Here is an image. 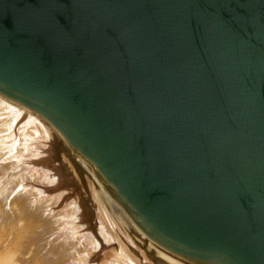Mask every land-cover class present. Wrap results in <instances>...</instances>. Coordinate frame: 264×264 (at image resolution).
Returning <instances> with one entry per match:
<instances>
[{
	"label": "water",
	"instance_id": "water-1",
	"mask_svg": "<svg viewBox=\"0 0 264 264\" xmlns=\"http://www.w3.org/2000/svg\"><path fill=\"white\" fill-rule=\"evenodd\" d=\"M0 94L131 264H264V0H0Z\"/></svg>",
	"mask_w": 264,
	"mask_h": 264
},
{
	"label": "rangeland",
	"instance_id": "rangeland-1",
	"mask_svg": "<svg viewBox=\"0 0 264 264\" xmlns=\"http://www.w3.org/2000/svg\"><path fill=\"white\" fill-rule=\"evenodd\" d=\"M7 100L5 99L4 96H0V125L2 123V121H6V120H11L12 118L16 119L14 121L15 124L17 125H14L13 127V135L18 138L19 136L16 133L17 132H20V130L23 129V125L24 127L26 128V125H25V122L26 119L29 117L30 118H35L36 122H42V124H44L45 126V131L47 132L49 138H50V144H49V147H50V151L51 153L49 154V159L52 164V167L49 165H45L43 163L44 160H42L41 158L39 157H34V158H31V162H33L31 164V170H35L33 172V176L36 175L37 171L39 170V172L37 173V175H39V173H42L43 170L45 171V169L47 171H45L46 173V177H48L47 179L45 180H38L35 181L33 180L34 177H25L26 175H24V177H20L18 178L17 182H15V187H13L12 191H10L7 195L6 198V202L3 201V202H0V203H6L5 205L3 204H0L1 207L0 209L3 210V208L5 209L4 212L1 213L0 211V264H42L44 262V260H42V255L41 252V245L39 243H36L35 244H38V246H36L31 240L34 241V237H38L39 235H41V228H39V226L35 225V221L34 219H32L30 216V213L32 212L31 211H28V207H29V202L28 200H30V202L34 201H38V205H42L44 206V204L47 202V200L49 201V206H47L45 204V209H44V213L46 215H49L50 212L52 214H50L49 216L52 217V218H56L57 219V215L58 213L57 212H63L65 211L66 208H71L75 203V204L78 208H79V213H80V219L78 221V227H77V223L74 221V223L76 224H72L73 221L70 220V217H66V221L68 223H66V226H65V230H62L61 232L63 233L64 237H67L68 239L72 240L74 243H77V246L79 245L80 247V250L83 249V253L80 252V256L78 255L77 257H74V262L76 261L77 264H131V262L126 258V256L123 254V252L120 250V248L118 247L116 241L114 240L112 234L110 233L109 229L107 228V226L104 224V222L102 221V219L100 218V216L98 215L97 211L95 210L94 206L92 205V203L89 201V199L81 194L76 185L74 184V182L71 180L70 176H69V173H68V169H67V164L60 152V149H58L59 147L56 146V143L57 145H60L58 139L56 140V137L55 135L52 133V131L49 129L48 125L46 124V122L39 116L37 115L36 113H33V112H29V116L26 115V112L22 111L23 109H20L24 106L20 105V103L17 102V105L10 107L6 104ZM4 104V105H3ZM3 105V106H2ZM11 105V104H10ZM7 106V107H6ZM5 107V109H4ZM18 109V110H17ZM5 110V111H4ZM20 110V111H19ZM27 110V109H26ZM19 111V112H18ZM2 113V114H1ZM28 113V112H27ZM33 114V115H32ZM10 116V117H9ZM36 116V117H35ZM38 117V119H37ZM3 118V119H2ZM10 118V119H9ZM20 118V119H19ZM24 118V119H23ZM2 120V121H1ZM42 120V121H41ZM23 121V122H22ZM45 122V123H44ZM23 123V124H22ZM19 126V128H18ZM22 126V127H21ZM6 127H0V136L2 135L4 137L5 134H7V131L5 130ZM11 129V128H10ZM3 130V131H2ZM5 130V132H4ZM37 132H43V130L41 128L38 127V129H36ZM23 133H25L26 135H29L32 133L31 131H29L28 129H24L22 131ZM17 135V136H16ZM2 139V137H1ZM6 140V139H5ZM3 141V142H6V141ZM63 149V147H61ZM64 153L67 155L68 158H70V155H68V153L65 151V149H63ZM5 153V152H4ZM12 154V152H11ZM10 154L9 152L3 154V157L1 158L2 161H4L3 159H5L4 162H0V170L2 168H8L7 167V164L6 163H9L10 160H7L9 159L10 157ZM52 157V158H51ZM8 162H7V161ZM11 161H12V158H11ZM3 163V164H2ZM6 165H5V164ZM35 167V168H34ZM41 168V169H40ZM38 169V170H37ZM55 169V171L53 170ZM4 170V169H3ZM3 170L1 172H3ZM53 172H52V171ZM50 171V172H48ZM1 172H0V175H1ZM55 172V173H54ZM47 173H50V175ZM53 173V175H51ZM57 173V174H56ZM60 173V174H59ZM29 175V174H27ZM55 175V176H54ZM59 178H58V176ZM52 176V177H51ZM54 176V178H53ZM1 177V176H0ZM29 177V178H28ZM36 177V176H35ZM25 178H28L29 180H24ZM51 178V179H50ZM53 178V179H52ZM32 179V181H31ZM63 179V180H62ZM23 180V181H22ZM55 180V181H54ZM59 180H62L59 182ZM46 181V182H43ZM23 182V183H21ZM39 182V183H38ZM42 182V183H41ZM53 182V183H52ZM58 182L59 184L56 185V183ZM71 182V183H70ZM18 183H21L18 185ZM41 183V184H40ZM51 183V184H50ZM67 183V185H66ZM44 184V185H42ZM54 185V186H53ZM65 185V186H64ZM69 185V186H68ZM58 188H57V187ZM24 189H23V188ZM61 187V188H59ZM63 187V188H62ZM31 188V189H30ZM57 189L56 190H52L51 189ZM34 189H37V193L40 192V193H36V191ZM20 190V191H19ZM16 191L18 192L17 195L16 194ZM23 191V192H22ZM24 191H26L27 193H31L30 194V197L31 198H28V199H23V198H19L20 196L21 197H24V195L26 194ZM55 191V192H54ZM13 193L12 195L10 193ZM44 192V193H43ZM63 193L61 195V193ZM22 193V195H21ZM25 193V194H23ZM60 195H59V194ZM17 196H16V195ZM65 194V195H64ZM34 195V196H33ZM36 195V197H35ZM38 195V196H37ZM57 195V196H56ZM58 195L60 196L58 198ZM18 197L17 199H14L16 197ZM52 196H53V199H52ZM56 196V197H55ZM9 197V198H8ZM8 198V199H7ZM12 198V199H11ZM37 198V200H36ZM40 198L42 201H40ZM51 198V200L54 202L55 200H58V201H55V203L53 204V202H51V200L49 199ZM56 198V199H55ZM58 198V199H57ZM21 203H20V201ZM39 199V200H38ZM5 200V199H4ZM8 200V201H7ZM15 200V202L12 203V201ZM18 200V201H16ZM11 201V202H9ZM34 201V202H35ZM46 201V202H45ZM29 204H28V203ZM41 202H45V203H41ZM58 202V203H57ZM61 202V203H60ZM48 203V202H47ZM74 203V204H73ZM8 204V205H7ZM53 204V205H52ZM17 205V206H16ZM18 205H20L18 207ZM27 205V206H25ZM72 205V206H71ZM4 206V207H2ZM23 206H25L23 208ZM52 206H55L54 208ZM69 206V207H68ZM21 207V208H20ZM47 207V208H46ZM18 208V209H17ZM32 208V207H31ZM49 208L53 209L54 211H51L48 210ZM10 209V210H9ZM21 210L22 211H18V210ZM7 210V211H6ZM49 212H48V211ZM67 210V209H66ZM8 211H10L8 213ZM24 211V213H23ZM27 215H26V213ZM14 212V213H13ZM24 214L22 216V214ZM57 215H54L56 214ZM11 214V215H10ZM19 214V216H18ZM4 215V216H2ZM21 215V216H20ZM28 217L26 218L25 217ZM29 215V216H28ZM3 218H2V217ZM10 216V217H9ZM14 216V217H13ZM5 217V218H4ZM18 219H17V218ZM25 217V218H24ZM11 218V219H10ZM14 220H13V219ZM24 219V221L22 219ZM16 219V220H15ZM28 219V220H27ZM2 220V221H1ZM3 220L5 223H3ZM6 220V221H5ZM9 220V221H7ZM20 220V221H19ZM22 220V221H21ZM68 220V221H67ZM87 220V221H86ZM2 222V224H1ZM8 222V223H7ZM10 222V223H9ZM15 222V223H14ZM24 222V223H23ZM27 222V224H26ZM29 222V223H28ZM71 223L70 227H69V224ZM102 224V225H101ZM16 227H14V226ZM26 225V226H25ZM76 225V226H75ZM99 225V226H98ZM19 226H22L20 228H18ZM24 226V227H23ZM73 226V227H72ZM75 226V227H74ZM10 227V228H9ZM25 227L27 229H25ZM60 229H63V227L60 225L59 226ZM100 227V228H99ZM29 228V229H28ZM20 229V230H19ZM22 229V230H21ZM40 229V230H39ZM59 229V228H58ZM79 229V230H78ZM102 229V230H101ZM25 231H28V232H24V234H22L23 232ZM101 231V232H100ZM102 231H104V233H102ZM65 232V233H64ZM21 233V235H20ZM29 233V234H28ZM39 233V234H38ZM92 233V234H91ZM101 235H100V234ZM13 234V235H12ZM44 234V233H43ZM90 234V236L88 235ZM28 235H31L32 236V239H28ZM35 235V236H34ZM37 235V236H36ZM93 239H92V237ZM103 235V236H102ZM11 236V237H10ZM17 238H15V237ZM20 236V237H19ZM27 237V239H26ZM30 238V237H29ZM73 238V239H72ZM87 238V239H86ZM100 241H99V239ZM105 238V239H104ZM107 238V239H106ZM17 240V241H14V240ZM19 239V240H18ZM44 239V238H43ZM90 239V240H89ZM95 239V240H94ZM104 239V240H103ZM85 240H86V244H85ZM93 240V241H92ZM31 241V242H30ZM57 241V239H56ZM92 241V242H91ZM10 242V243H9ZM25 242V243H24ZM95 242H98L99 244H95ZM104 242V243H103ZM30 243V245H29ZM103 243V244H101ZM8 244V246H7ZM22 245V246H21ZM94 245V248H91L93 247ZM100 245V246H99ZM13 248L11 249L10 248ZM27 246V247H25ZM89 246V247H87ZM117 246V247H116ZM36 247V248H35ZM39 247V248H38ZM87 247V248H86ZM98 247V248H96ZM15 249V250H14ZM27 249V250H26ZM36 250L35 252L33 250ZM98 249V250H97ZM97 250V251H96ZM13 251V252H12ZM21 251V252H20ZM32 251V252H31ZM82 251V250H81ZM12 252V253H11ZM15 253V254H14ZM37 256H35V255ZM41 254V255H40ZM118 254V255H117ZM30 255L32 256V258L30 257ZM15 256V257H14ZM29 256V257H28ZM19 257V258H18ZM26 258V259H25ZM28 258V259H27ZM78 258V259H77ZM25 260V261H23ZM101 260V261H100ZM35 263H34V262ZM25 262V263H24ZM33 262V263H32ZM75 262V263H76ZM52 264V263H51Z\"/></svg>",
	"mask_w": 264,
	"mask_h": 264
},
{
	"label": "bare ground",
	"instance_id": "bare-ground-1",
	"mask_svg": "<svg viewBox=\"0 0 264 264\" xmlns=\"http://www.w3.org/2000/svg\"><path fill=\"white\" fill-rule=\"evenodd\" d=\"M0 96H3L2 94H0ZM5 97V96H4ZM5 99L7 100V102H6V104L8 105V106H10V107H12V105L13 106H15V105H17V102H15L14 100H12V99H10V98H7V97H5ZM11 104V105H10ZM4 105V104H3ZM2 105V106H3ZM20 105H22V104H20ZM23 106V105H22ZM7 107V106H6ZM2 109V108H1ZM0 109V110H1ZM4 109H5V107H4ZM20 109H23L22 111H24V112H26V115H28L29 116V112H33V111H31V110H29L27 107H22V108H20ZM27 109V110H26ZM6 110V109H5ZM4 110V111H5ZM18 110V109H17ZM20 111V110H19ZM18 111V112H19ZM28 112V113H27ZM33 113H35V112H33ZM2 114V113H1ZM33 115V114H32ZM38 115V114H37ZM10 117V116H9ZM36 117V116H35ZM3 119V118H2ZM10 119V118H9ZM20 119V118H19ZM24 119V118H23ZM37 119H38V117H37ZM16 119H14V118H12L11 120H6V121H2V123H1V125H0V127H6V131H7V134H5L4 135V137L1 135L0 136V162L2 161V157H3V154H5V153H7V152H9V154H10V158L9 159H7V160H10V162L9 163H6L7 164V167L8 168H2L1 170H0V172L3 170V172H1V177H0V202H3V201H5L6 202V198L5 197H7V195H8V193L10 192V191H12V189H13V187H15L16 188V186H15V182H17L18 180V178H20V177H24V175H26L25 177H27V176H31V177H34L33 178V180H35V181H37V179L39 180H45V179H47L48 177H46V173H45V171H47L46 169H45V171L43 170V172L42 173H39V175H37V173L39 172V170L37 171V173H36V175H34L33 176V172L36 170H31V164L33 163V162H31L30 160H31V158H34V157H39V158H41L42 160H44L43 161V163L46 165H50V164H52L51 162H49L50 161V157H49V154L51 153V151H50V147H49V142H50V138H49V136H48V134H47V132L45 131V126H44V124H42V122H40V120H39V122H36V123H34L35 121H36V119L35 118H30L29 119V117L26 119V121H24L25 122V125H26V128L24 127V125H23V129L22 130H20V132H17L16 131V133L15 134H17L19 137L18 138H16L14 135H13V127H14V125H17V124H15L14 123V121H15ZM35 120V121H34ZM23 122V121H22ZM45 123V122H44ZM23 124V123H22ZM22 127V126H21ZM38 127L39 128H41L42 130H43V132H37L36 131V129H38ZM11 128V129H10ZM18 128H19V126H18ZM24 129H28L29 131H31L32 133L30 134V136L29 135H26L25 133H23L22 131L24 130ZM50 129V128H49ZM5 130H4V132H5ZM3 131V130H2ZM16 135V136H17ZM1 137H2V139H1ZM6 139V140H5ZM6 141V142H3V141ZM56 140H57V138H56ZM60 143V142H59ZM56 146L58 147V145H57V143H56ZM60 148L61 147H63L62 146V144L60 143ZM59 149V148H58ZM62 149V148H61ZM63 149H65L64 147H63ZM62 149V150H63ZM65 151L67 152V150L65 149ZM5 152V153H4ZM11 152H12V154H11ZM68 153V152H67ZM68 155H69V153H68ZM11 158H12V161H11ZM52 158V157H51ZM35 159V158H34ZM4 161H5V159H3ZM6 160V161H7ZM4 161H2V162H4ZM8 162V161H7ZM3 164V163H2ZM5 164V163H4ZM5 164V165H6ZM1 165V164H0ZM51 167H52V165H50ZM35 168V167H34ZM41 169V168H40ZM54 171H55V169H53ZM52 171V170H51ZM48 172H50V171H48ZM53 172V171H52ZM35 173V172H34ZM51 173V172H50ZM50 173H47V175L49 174L50 175ZM55 173V172H54ZM27 174H29V175H27ZM57 174V173H56ZM60 174V173H59ZM51 175H53V173L51 174ZM36 176V177H35ZM55 176V175H54ZM54 176H53V178H54ZM58 176V175H57ZM28 177V178H29ZM52 177V176H51ZM28 178H25L24 180H29ZM52 178V179H53ZM58 178H59V176H58ZM49 179V178H48ZM51 179V178H50ZM55 179V178H54ZM26 180V181H27ZM63 180V179H62ZM62 180H59V182L60 181H62ZM23 181V180H22ZM31 181H32V179H31ZM55 181V180H54ZM43 182V181H42ZM41 182V183H42ZM44 182H46V181H44ZM43 182V183H44ZM21 183H23V182H21ZM21 183H18V185L19 184H21ZM39 183V182H38ZM40 183V184H41ZM53 183V182H52ZM56 183V182H55ZM71 183V182H70ZM51 184V183H50ZM59 183L57 182L56 183V185H58ZM17 185V184H16ZM42 185H44V184H42ZM66 185H67V183H66ZM54 186V185H53ZM65 186V185H64ZM69 186V185H68ZM57 187V186H56ZM23 188V187H22ZM58 188V187H57ZM59 188H61V187H59ZM63 188V187H62ZM17 189V188H16ZM24 189V188H23ZM31 189V188H30ZM14 190V189H13ZM35 191H36V193H37V189H34ZM52 190H56L57 191V189H55V188H53V189H51V191ZM20 191V190H19ZM23 192V191H22ZM25 193H23V194H25L24 195V197H19L20 199L21 198H23L24 200L25 199H28V198H31L30 197V194L31 193H27L26 191H24ZM41 192V191H40ZM40 192H38V193H40ZM55 192V191H54ZM14 193V192H13ZM12 192L10 193L11 195L13 194ZM18 192L16 191V194H17ZM37 193V194H38ZM44 193V192H43ZM59 193H61V192H59ZM58 193V194H59ZM15 194V195H16ZM63 193H61V195H62ZM17 195H19V194H17ZM16 195V196H17ZM21 195H22V193H21ZM32 195V194H31ZM60 195V194H59ZM58 195V198L60 197ZM65 195V194H64ZM13 196V195H12ZM15 196V197H16ZM34 196V195H33ZM38 196V195H37ZM57 196V195H56ZM55 196V197H56ZM35 197H36V195H35ZM9 198V197H8ZM7 198V199H8ZM18 197H16V198H14V199H17ZM57 198V199H58ZM5 199V200H4ZM12 199V198H11ZM50 200H51V198H49ZM52 199H53V196H52ZM56 199V198H55ZM19 200V199H18ZM18 200H16V201H18ZM36 200H37V198H36ZM39 200V199H38ZM8 201V200H7ZM12 201V200H11ZM11 201H9V202H11ZM20 201V200H19ZM22 201V200H21ZM21 201H20V203H21ZM26 201V200H25ZM34 201H35V199H34ZM32 201V202H30V200H28V202L30 203H28L29 204V207H28V210H27V212L28 211H31L32 210V212L30 213V217L32 218V219H34V221H35V225H37V226H39V228H41V235H39L38 237H34V241L33 240H31L34 244H35V242L36 243H39L40 245H41V251H39V252H41V254L42 255H44V256H42V260H44V262L42 263V264H77V262L75 263L74 262V257H77L79 254H80V252L81 253H83V249H81L80 250V247H79V245L77 246V243H74L72 240H70V239H68L67 237H64V235H63V233L61 232L62 230H65V226H66V223L67 222H65L66 221V217H70V220L71 221H75L76 223H77V227H78V221H79V219H80V213H79V208L74 204L71 208H66L65 209V211H63V212H57L58 213V215H57V213L56 214H54V215H57V219L55 218H52V217H50L49 215L50 214H52L51 212H50V214L49 215H46L45 213H44V209H45V204L47 205V206H49L50 204H49V201L47 200V202L45 203V202H41L42 204L43 203H45L44 204V206H42V205H38V201ZM40 201H42L41 200V198H40ZM55 201H58V200H55ZM55 201L53 202L52 200H51V202H53V204L55 203ZM13 202H15V200L14 201H12V203ZM59 202V201H58ZM57 202V203H58ZM61 203V202H60ZM0 204H6V203H0ZM52 204V205H53ZM8 205V204H7ZM17 206V205H16ZM20 205H18V207H19ZM25 206H27V205H25ZM25 206H23V208L25 207ZM0 207H1V205H0ZM2 207H4V206H2ZM32 207V208H31ZM53 208L55 207V206H52ZM69 207V206H68ZM21 208V207H20ZM47 208V207H46ZM18 209V208H17ZM29 209H31V210H29ZM51 208H49L48 210H50ZM4 208H3V210H1L0 209V211H1V213L2 212H4ZM10 210V209H9ZM47 210V211H48ZM7 211V210H6ZM18 211H22V209L20 210H18ZM51 211H54L53 209H51ZM10 211H8V213H9ZM49 212V211H48ZM4 213H6V212H4ZM14 213V212H13ZM23 213H24V211H23ZM25 213H26V211H25ZM29 213V212H28ZM7 214V213H6ZM22 214V213H21ZM11 215V214H10ZM24 214H22V216H23ZM26 215H27V213H26ZM26 215H25V217H26ZM2 216H4V215H2ZM1 216V217H2ZM18 216H19V214H18ZM21 216V215H20ZM29 216V215H28ZM10 217V216H9ZM14 217V216H13ZM24 217V218H25ZM3 218V217H2ZM5 218V217H4ZM17 218V217H16ZM26 218H28V217H26ZM1 219V218H0ZM11 219V218H10ZM13 219V218H12ZM18 219V218H17ZM22 219V218H21ZM14 220V219H13ZM16 220V219H15ZM23 221H24V219H22ZM21 220V221H22ZM28 220V219H27ZM2 221V220H1ZM6 221V220H5ZM7 221H9V220H7ZM20 221V220H19ZM68 221V220H67ZM74 221H73V223L72 224H76V223H74ZM87 221V220H86ZM3 223H5L4 222V220H3ZM8 223V222H7ZM10 223V222H9ZM15 223V222H14ZM24 223V222H23ZM29 223V222H28ZM1 224H2V222H1ZM26 224H27V222H26ZM62 226L63 227V229H60V227L59 226ZM67 225H68V223H67ZM70 225H71V223L69 224V227H70ZM102 225V224H101ZM14 226V225H13ZM26 226V225H25ZM76 226V225H75ZM74 226V227H75ZM99 226V225H98ZM15 227V226H14ZM20 227H22V226H19L18 228H20ZM24 227V226H23ZM73 227V226H72ZM10 228V227H9ZM16 228V227H15ZM59 228V229H58ZM100 228V227H99ZM25 229H27L26 227H25ZM29 229V228H28ZM20 230V229H19ZM22 230V229H21ZM40 230V229H39ZM79 230V229H78ZM102 230V229H101ZM23 232V231H22ZM25 232V231H24ZM24 232L22 233V234H24ZM26 232H28V231H26ZM25 232V233H26ZM101 232V231H100ZM44 233V234H43ZM65 233V232H64ZM102 233H104V231H102ZM27 234V233H26ZM29 234V233H28ZM39 234V233H38ZM92 234V233H91ZM100 234V233H99ZM13 235V234H12ZM20 235H21V233H20ZM89 236H90V234H88ZM101 235V234H100ZM29 237H28V239H32V236L31 235H28ZM35 236V235H34ZM37 236V235H36ZM103 236V235H102ZM11 237V236H10ZM15 237V236H14ZM20 237V236H19ZM91 237H92V235H91ZM16 238V237H15ZM44 238V239H43ZM17 239V238H16ZM26 239H27V237H26ZM27 239V240H28ZM56 239H57V241H56ZM73 239V238H72ZM87 239V238H86ZM92 239H93V237H92ZM99 239V238H98ZM105 239V238H104ZM103 239V240H104ZM107 239V238H106ZM14 240V239H13ZM19 240V239H18ZM90 240V239H89ZM95 240V239H94ZM14 241H17V240H14ZM30 241V242H31ZM93 241V240H92ZM91 241V242H92ZM99 241H100V239H99ZM101 242V241H100ZM10 243V242H9ZM25 243V242H24ZM99 244L98 242H95V244ZM104 243V242H103ZM103 243H101V244H103ZM85 244H86V240H85ZM29 245H30V243H29ZM36 246H38V244H35ZM7 246H8V244H7ZM22 246V245H21ZM100 246V245H99ZM25 247H27V246H25ZM87 247H89V246H87ZM86 247V248H87ZM117 247V246H116ZM10 248H11V246H10ZM13 248H15V247H13ZM13 248H11V249H13ZM36 248V247H35ZM39 248V247H38ZM91 248H94V245H93V247H91ZM96 248H98V247H96ZM95 249V248H94ZM15 250V249H14ZM27 250V249H26ZM98 250V249H97ZM96 250V251H97ZM34 252L36 251L35 249L33 250ZM13 252V251H12ZM11 252V253H12ZM21 252V251H20ZM32 252V251H31ZM85 253V252H84ZM83 253V254H84ZM15 254V253H14ZM40 254V255H41ZM35 255V254H34ZM38 255V254H37ZM37 255H35V256H37ZM118 255V254H117ZM80 256V255H79ZM15 257V256H14ZM29 257V256H28ZM30 257L32 258V256L30 255ZM38 257V256H37ZM19 258V257H18ZM26 259V258H25ZM28 259V258H27ZM78 259V258H77ZM23 261H25V260H23ZM101 261V260H100ZM34 262V261H33ZM32 262V263H33ZM25 263V262H24ZM35 263V262H34ZM14 264H16V263H14ZM23 264V263H22Z\"/></svg>",
	"mask_w": 264,
	"mask_h": 264
}]
</instances>
